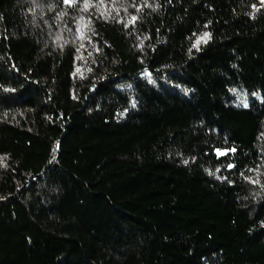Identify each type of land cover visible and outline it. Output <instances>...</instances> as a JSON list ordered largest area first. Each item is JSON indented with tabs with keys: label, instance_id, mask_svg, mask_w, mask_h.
<instances>
[{
	"label": "trees",
	"instance_id": "obj_1",
	"mask_svg": "<svg viewBox=\"0 0 264 264\" xmlns=\"http://www.w3.org/2000/svg\"><path fill=\"white\" fill-rule=\"evenodd\" d=\"M0 264H264L263 0H0Z\"/></svg>",
	"mask_w": 264,
	"mask_h": 264
},
{
	"label": "rangeland",
	"instance_id": "obj_2",
	"mask_svg": "<svg viewBox=\"0 0 264 264\" xmlns=\"http://www.w3.org/2000/svg\"><path fill=\"white\" fill-rule=\"evenodd\" d=\"M263 2H264V0H263Z\"/></svg>",
	"mask_w": 264,
	"mask_h": 264
}]
</instances>
